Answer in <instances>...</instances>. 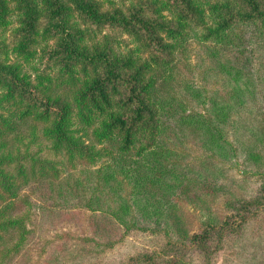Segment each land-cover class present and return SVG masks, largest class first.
<instances>
[{
    "label": "trees",
    "instance_id": "1",
    "mask_svg": "<svg viewBox=\"0 0 264 264\" xmlns=\"http://www.w3.org/2000/svg\"><path fill=\"white\" fill-rule=\"evenodd\" d=\"M240 161L255 197L220 180ZM263 207L264 0H0V264L34 214L76 209L96 255L136 232L165 240L105 264H211Z\"/></svg>",
    "mask_w": 264,
    "mask_h": 264
},
{
    "label": "rangeland",
    "instance_id": "2",
    "mask_svg": "<svg viewBox=\"0 0 264 264\" xmlns=\"http://www.w3.org/2000/svg\"><path fill=\"white\" fill-rule=\"evenodd\" d=\"M128 3L133 0H117L119 3ZM8 43L13 40L11 30L4 32ZM196 44L190 43L191 62L195 63ZM197 81L201 83L199 77ZM186 159L190 162L199 163L200 149L190 141L185 148ZM243 164L230 162L223 170L220 180L227 182L233 175L239 182V194H245L249 198L257 195V184L261 177L256 175H243L241 172ZM228 176V178H225ZM237 188V189H238ZM245 188V189H244ZM237 192V190L235 191ZM226 197H218L211 202V212L219 221L228 214V208L224 204ZM183 216L189 230H198L200 223L205 221L201 211L188 202H182ZM87 213L78 209L72 212H60L55 215L34 214L31 217L29 228L32 230L31 238L27 248L15 256L7 264H105L126 259L129 255L141 252H159L164 248L165 240L162 236H153L148 233H134L118 241L113 249L106 250L98 255L91 244L84 243L77 238L90 236L91 227L87 223ZM236 221V219H234ZM234 241H231L223 251H220L211 264H264V207L256 216L249 219ZM116 231L109 232L108 237L117 238ZM69 234L71 237L62 234ZM76 239H74V237ZM194 251V250H193ZM191 256V254H189ZM193 258H196L194 254Z\"/></svg>",
    "mask_w": 264,
    "mask_h": 264
}]
</instances>
